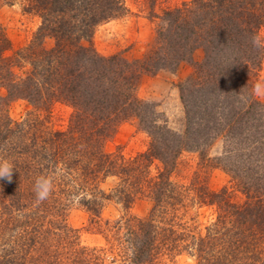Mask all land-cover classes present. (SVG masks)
I'll use <instances>...</instances> for the list:
<instances>
[{
  "label": "trees",
  "instance_id": "16d2710c",
  "mask_svg": "<svg viewBox=\"0 0 264 264\" xmlns=\"http://www.w3.org/2000/svg\"><path fill=\"white\" fill-rule=\"evenodd\" d=\"M16 2L40 26L9 57L0 26V158L15 170L11 182L0 179V264H106L104 249L83 245L68 226L74 208L106 233L121 264H167L184 254L197 264H264V102L250 94L264 57V46L253 45L264 27V0H191L166 9L152 45L133 60L102 57L92 46L98 25L124 15L123 0H0V6ZM198 49L202 60L178 85L184 122L176 132L154 104L138 98V81L174 72ZM25 65L23 75L14 72ZM16 99L31 107L20 121L8 115ZM55 103L72 109L65 130L49 126ZM131 120L148 135L147 150L128 159L107 153L106 142ZM183 152L197 155L203 173L227 174L244 201H231L226 189L210 191L204 179L174 183L170 175ZM58 170L52 195L37 202L36 178ZM109 178L116 182L105 191ZM138 200L151 203L144 217L130 213ZM112 201L123 214L110 224L101 216ZM199 206L216 212L203 234L190 216Z\"/></svg>",
  "mask_w": 264,
  "mask_h": 264
},
{
  "label": "rangeland",
  "instance_id": "374dc122",
  "mask_svg": "<svg viewBox=\"0 0 264 264\" xmlns=\"http://www.w3.org/2000/svg\"><path fill=\"white\" fill-rule=\"evenodd\" d=\"M191 0H123L124 15L110 19L95 28L92 37V46L102 57H110L121 53L128 60L142 58L152 45L155 30L160 23L162 13L166 9L180 7ZM0 26L9 41V50L5 52L7 57L12 56L19 49L27 46L40 26V19L33 13H28L22 3L0 6ZM260 36L264 41V27ZM44 46L51 48L53 42L45 39ZM200 49L193 53L191 62L181 63L174 72L160 70L155 74H142L138 81L137 96L139 99L152 103L156 110L168 121L169 127L176 131L183 130V108L179 98L178 85L194 73V64L202 60ZM15 73L23 75L28 66L22 69L14 68ZM264 80V57L262 59L257 81ZM0 96H5V90L0 88ZM257 98V97H256ZM264 102V97L257 98ZM31 110L30 105L21 99L13 100L8 105V115L14 121L22 120ZM72 109L63 103H55L50 110L49 126L56 130H65ZM149 144L148 135L142 131L135 120L122 123L115 135L105 144L107 153H119L125 159L145 152ZM220 144H217L210 153L214 156ZM199 160L193 152H183L177 159L170 178L174 183L188 186L196 185L204 181L210 191L226 189L229 199L235 203L244 201V195L235 185V182L220 169H211L202 172L198 166ZM159 163L152 166V174H156ZM204 179V180H203ZM197 182H196V181ZM116 180L107 179L103 189L109 191ZM194 184V185H195ZM151 203L146 200H138L132 206L130 213L137 217L148 214ZM213 206H199L194 208L190 216L194 221L197 232L204 233V229L215 219ZM123 214L122 207L114 201L108 202L102 211L103 222L114 223ZM67 224L78 231L80 242L89 247L104 249L106 264L119 263L116 249L111 252L110 245L105 240L106 233L90 227L88 215L80 208L71 209L67 215ZM103 228V227H102ZM110 241V240H109ZM111 244V243H110ZM167 264H197L193 256L184 254Z\"/></svg>",
  "mask_w": 264,
  "mask_h": 264
},
{
  "label": "clouds",
  "instance_id": "9594fccd",
  "mask_svg": "<svg viewBox=\"0 0 264 264\" xmlns=\"http://www.w3.org/2000/svg\"><path fill=\"white\" fill-rule=\"evenodd\" d=\"M253 45L256 47L264 46V41H262V38L260 36H255L253 38ZM252 96H255L257 98L264 97V80H258L251 89ZM237 95H240L237 94ZM242 100H246V96H240ZM14 170V164L4 158H0V179L7 180L8 182L12 181ZM62 174V170H58L55 175L52 176H39L36 178L33 190L35 193V197L37 202H43L52 195L54 190V180L57 176Z\"/></svg>",
  "mask_w": 264,
  "mask_h": 264
}]
</instances>
